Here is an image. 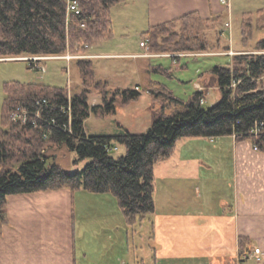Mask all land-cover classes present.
Listing matches in <instances>:
<instances>
[{"label": "trees", "instance_id": "16d2710c", "mask_svg": "<svg viewBox=\"0 0 264 264\" xmlns=\"http://www.w3.org/2000/svg\"><path fill=\"white\" fill-rule=\"evenodd\" d=\"M69 0H0V57L24 54H63L86 52L89 46L113 35L111 8L128 0H77L82 14L68 16ZM243 43L255 30L264 31V8L244 13ZM255 16V17H254ZM86 19V26L81 22ZM221 16L204 18L189 12L179 18L151 25L144 32L151 52L207 51L223 43ZM215 30V43L210 33ZM196 42H198L196 44ZM264 50V36L256 43ZM182 55L174 56L180 58ZM82 90L70 94L69 86L38 82L7 81L4 84L0 126V235L8 222V196L41 190L69 187L98 193L114 194L128 220L135 222L156 212L154 199L155 172L158 161L169 157L183 137L217 138L239 132L244 139L257 124L264 123V52H240L232 64H215L210 69L216 77L220 97L211 107H204V90H196L188 100L176 96L165 83L151 80L148 90L153 101H175L181 104L171 113H161L144 132L127 130L119 134H92L85 121L92 114L105 116L119 105L137 100L142 91L119 88L110 92L109 81L97 78L92 58H78ZM176 61V60H175ZM31 66V65H30ZM171 67L150 66L172 75ZM237 82L234 85V82ZM99 91L102 103L92 105L90 95ZM111 94L110 96H108ZM70 97V98H69ZM46 98L47 105L38 104ZM30 109L39 124L12 121L10 111L17 105ZM71 106V119L68 107ZM42 107V108H41ZM41 108V118L36 117ZM48 132L47 137L43 136ZM243 133V134H241ZM264 149V134L253 137ZM124 146V153L113 154V147ZM64 146L77 153V159L88 160L82 168L68 172L56 160L50 162L48 150ZM240 253L248 254L249 237L239 239Z\"/></svg>", "mask_w": 264, "mask_h": 264}, {"label": "crops", "instance_id": "0c3cea01", "mask_svg": "<svg viewBox=\"0 0 264 264\" xmlns=\"http://www.w3.org/2000/svg\"><path fill=\"white\" fill-rule=\"evenodd\" d=\"M124 4L133 9L128 18L140 17L147 21V27L196 11L204 18L221 16L224 27L229 19H236L241 31L244 13L257 15L264 8V0H128ZM232 32L229 39L232 50L243 52L244 43L242 48H233ZM126 47V43L120 42L119 47L109 50L100 47L98 51L90 49L89 53L98 55L94 58L143 59L140 66L148 71L156 65L155 57L139 55L143 48L130 51ZM114 64L124 67L122 61L103 66L102 78L109 81L107 75L117 69ZM202 79L196 82L198 89L203 87ZM137 85L142 84L137 82L134 87ZM221 138L220 143L225 145L220 146L223 154L218 152L214 162L208 156L207 161L212 163L200 156L186 158L184 152V157L169 167L179 176L184 173L189 179L198 180L202 179L203 171L215 167L222 181V193L215 205L209 209V198L204 195L207 191L197 185L199 192L186 201L183 212L174 205L167 210L156 207L151 244L154 260L142 258L137 264H160L166 259L168 264H243L249 257L264 259V149H256L249 138L237 139L232 135ZM78 209L76 190L69 187L9 195L8 222L0 235V264H129L118 243L80 242ZM241 236L249 237L248 254L240 253Z\"/></svg>", "mask_w": 264, "mask_h": 264}, {"label": "rangeland", "instance_id": "374dc122", "mask_svg": "<svg viewBox=\"0 0 264 264\" xmlns=\"http://www.w3.org/2000/svg\"><path fill=\"white\" fill-rule=\"evenodd\" d=\"M116 10L120 11L116 13ZM130 10L133 11L130 6H125L124 3L112 6L113 35L86 47V52H89L90 49L98 51L100 47H105L107 48L105 50H109V48L119 47L120 42L126 43L127 47L124 48L126 50L141 51L143 48L145 52L146 49L141 45V41L148 39L144 36V32L149 28L146 25L147 21L140 20V17H131L130 20L128 18ZM142 19L146 20L145 17H142ZM228 22L225 27L222 26L225 30L223 43L230 46L228 50H232L231 41L229 40L231 36L230 31L232 30L233 48H242V31L239 23L233 18L232 20L229 19ZM208 33H210L212 44H214L216 39L215 30L208 31ZM263 36V30H255L252 38L249 40L252 46L245 48L246 50L243 52L262 53L264 50H258L255 43ZM228 50L218 49L214 44L207 51L157 52L183 53V56L176 58V61L173 56H153L155 57L153 58V63L171 67L172 75L160 70L150 72V70H146V67L143 69L140 66L141 59L137 58L126 60L92 58L96 72L99 69L96 77L100 79H104L102 78L103 66L107 67V65L114 63V61L124 62L122 69L119 68L121 66L114 64L115 69L117 68L116 71L111 70L107 75L110 81V92L119 88H133L135 83L141 82L140 90L142 94L137 100L119 105L116 112L108 113L105 116L92 113L85 121L87 132L110 135L124 133L127 130L139 133L144 132L152 124L156 116L161 113H171L181 107V104L175 101H153L151 93L147 89L148 82L151 80L165 83L173 90L176 96L183 100H188L196 90H204L206 96L203 106L207 108L213 106L220 97V90L216 77L211 73L210 69L215 64L226 63L227 61L232 64L233 55L227 54ZM27 55L31 54L0 57V126L3 125L4 84L7 81L19 80L55 86L68 85L70 94L82 90V82L76 65V59L70 61L66 59L43 61L46 69L39 71L30 66V62L25 59ZM201 78H203L201 83L203 87L198 89L196 82ZM261 81V85L264 88V76H262ZM101 96L99 91H94L90 95V103L92 105L102 103ZM216 139L217 141L213 142L210 137H183L176 143L178 149L174 147L169 157L155 164L154 199L157 208L167 210L168 206L174 205L178 211L183 212L186 209V201H190L199 192L197 185L204 192L207 191L204 195L209 198V209L212 208V205H215L216 200L222 193L220 189L222 181L219 179L220 176L217 175L215 167L214 169L203 171V177L200 180L196 178L189 179L190 176H184V173L179 176L178 172L175 173L173 170H169V167H172L171 165L174 161H178L180 157H184V152L187 153L185 155L186 158H197L200 156L204 161H207L206 156H208L214 162L215 157L219 155L218 152H223L220 146H225L220 143L222 141L221 137H217L214 140ZM113 150V154L115 155L122 154L125 151L123 145H116ZM47 152L51 155L49 163L56 160L68 172L79 170L88 161L79 160L76 163L77 153L64 146L51 147ZM224 154L226 155L228 152L225 151ZM211 161L207 162L212 163ZM194 172L197 174L196 170ZM76 193L79 205L78 210L81 212V223L79 224L80 242L118 243L121 247V254L124 253V257L129 264H137L136 261H141L142 258L148 262L154 260L151 244L154 240L155 214H149L143 219L137 218L135 222H131L128 220L118 198L114 194L110 192H92L84 188L76 189ZM99 195L106 196L101 198ZM182 208L185 209L182 210ZM160 264H168L167 259L161 261ZM243 264H264V259L258 261V259L249 257L244 260Z\"/></svg>", "mask_w": 264, "mask_h": 264}, {"label": "built area", "instance_id": "2783aa9c", "mask_svg": "<svg viewBox=\"0 0 264 264\" xmlns=\"http://www.w3.org/2000/svg\"><path fill=\"white\" fill-rule=\"evenodd\" d=\"M82 14V9L78 3L77 0H69L68 1V16H71V15H80ZM81 25L82 26H86V19H84L82 22H81ZM141 45L143 47H145L146 51L139 54L141 56H177V55H182L183 56V53H153L150 51V48H149V40L148 39H143L141 41ZM85 47H89L88 44L85 45ZM264 52V51H262ZM227 54H231V55H235L237 54L235 51L233 50H228V53ZM98 55L96 54H91L89 52H82V53H74V52H71V51H67L63 54H41V55H27L25 57V59H27L29 62H30V65L31 67L33 68H36L38 69L39 71H44L46 69V66H45V63L43 61H47V60H51V59H66L68 61L72 60V59H78V58H94ZM174 60H176V58H174ZM237 82L235 81L234 82V85L236 84ZM137 89L140 88V86H136ZM70 98V97H69ZM205 101V98H202L201 102L204 103ZM47 100L46 98H43L42 100H39L38 101V104L39 105H42V106H46L47 105ZM42 108V107H41ZM41 108L37 111V113L35 114L36 117H40L41 118ZM68 110H69V114H70V119H71V106L68 107ZM33 113L30 109H28L27 107L19 104L17 105L15 108H13L11 111H10V114H9V117L12 121H15V122H21V123H31L33 125H38L39 122L33 118ZM243 134V133H241ZM264 134V123L262 124V126H259L258 124L253 127L249 132L243 134V135H248L246 138H249V139H253V137H256V136H260ZM48 135V132H44L43 133V136L44 137H47ZM240 135L239 132H234L232 134V136H234L235 138L238 139V136ZM253 141V145L256 149H262L260 147V145L255 142L254 140ZM114 148V147H113ZM112 148V149H113ZM260 259V257H259Z\"/></svg>", "mask_w": 264, "mask_h": 264}]
</instances>
